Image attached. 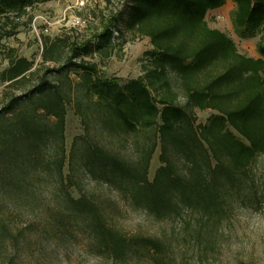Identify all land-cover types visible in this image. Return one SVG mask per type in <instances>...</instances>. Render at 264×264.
Masks as SVG:
<instances>
[{"label": "trees", "instance_id": "16d2710c", "mask_svg": "<svg viewBox=\"0 0 264 264\" xmlns=\"http://www.w3.org/2000/svg\"><path fill=\"white\" fill-rule=\"evenodd\" d=\"M227 1L132 0L126 26L149 39L153 51L143 74L125 86L116 78H104L98 65L88 60L109 54L103 50L113 46L115 30L123 35L117 18H104L102 31L83 43L71 41L68 34L45 37L42 64L56 66L46 72L34 69L16 51L9 52V67L0 79L7 91L26 88L22 95L7 97L0 113V121L15 114L9 140L12 131L26 139L39 138L41 131L33 127L38 122L35 114L55 119L53 134L60 152L54 166L68 203L88 218L99 248L116 260L136 246L160 251L163 243L154 236L127 237L108 225L93 195L70 196L79 183L71 173H63L67 104L74 102L85 131L74 139L72 155L91 137L94 114L103 136L116 141V147H110L92 138L83 167L93 180L104 177L132 209L157 222L190 213L213 225L221 223L228 217L232 192L241 189L246 171L264 155V44L258 47L259 58L248 57L225 33L209 27L207 14ZM230 1L236 4L233 22L238 37L252 38L264 29V0ZM35 2L0 0V18H21ZM3 36L0 31V41ZM71 76L79 78L76 85L82 92L63 81H74ZM23 104H33L32 113H18ZM198 111L213 114L197 123ZM158 147L161 166L151 181L150 165Z\"/></svg>", "mask_w": 264, "mask_h": 264}, {"label": "rangeland", "instance_id": "374dc122", "mask_svg": "<svg viewBox=\"0 0 264 264\" xmlns=\"http://www.w3.org/2000/svg\"><path fill=\"white\" fill-rule=\"evenodd\" d=\"M35 1L21 18L14 14L0 18V31L4 33L0 41V74L9 67L10 50L32 62L34 69H53L55 64H42L43 39L68 34L71 41L83 43L102 31L104 18H117L123 35L119 37L115 30L113 46L103 50L109 54L94 55L88 60L98 65L104 78H116L121 86L143 74L153 47L149 39L138 37L126 26L132 0ZM235 11L236 4L229 0L210 11L206 22L230 37L241 54L259 58L264 29L252 38L241 39L234 27ZM47 27L49 33L45 31ZM71 77L74 81H63L82 92L76 85L79 78ZM6 87L0 79V113L7 97L26 92L25 86L8 91ZM33 109V104H23L18 113L30 114ZM87 112L94 113L91 109ZM212 114L198 111L197 123H205ZM35 115L38 122L33 127L41 131L36 139H26L12 131L10 141L7 133L15 114L0 121V264H264V155L246 171L241 189L232 192L228 217L221 223L213 225L199 214L190 213L157 222L144 211L132 209L104 177L93 180L85 172V152L92 147V138L116 147L112 137L103 136L98 115L90 118L91 137L79 144V152L71 154L74 139L85 131L74 102H68L63 173L64 177L71 173L79 183L71 188L70 196L78 199L82 194L93 195L108 225L127 237L154 236L163 243L160 251L136 246L122 260H116L99 248L88 218L68 203L54 166L60 152L53 134L55 119ZM117 150L123 153L121 146ZM128 153H133L132 143ZM159 155L158 147L150 165L151 181L161 166Z\"/></svg>", "mask_w": 264, "mask_h": 264}, {"label": "built area", "instance_id": "2783aa9c", "mask_svg": "<svg viewBox=\"0 0 264 264\" xmlns=\"http://www.w3.org/2000/svg\"><path fill=\"white\" fill-rule=\"evenodd\" d=\"M45 31H46V33H49V29H48V27H47V29H45Z\"/></svg>", "mask_w": 264, "mask_h": 264}]
</instances>
